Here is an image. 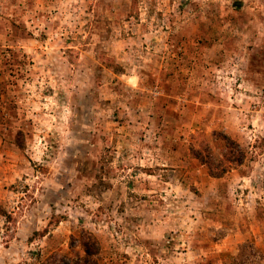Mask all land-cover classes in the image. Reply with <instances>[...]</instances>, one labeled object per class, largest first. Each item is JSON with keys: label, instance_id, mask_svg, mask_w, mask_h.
I'll use <instances>...</instances> for the list:
<instances>
[{"label": "rangeland", "instance_id": "rangeland-1", "mask_svg": "<svg viewBox=\"0 0 264 264\" xmlns=\"http://www.w3.org/2000/svg\"><path fill=\"white\" fill-rule=\"evenodd\" d=\"M0 204V264L264 253V0H0Z\"/></svg>", "mask_w": 264, "mask_h": 264}, {"label": "trees", "instance_id": "trees-1", "mask_svg": "<svg viewBox=\"0 0 264 264\" xmlns=\"http://www.w3.org/2000/svg\"><path fill=\"white\" fill-rule=\"evenodd\" d=\"M20 134H22L21 130L16 134V138L19 146H23V140L19 137ZM213 137L221 141L222 148L220 155H215L212 151L204 154L201 148H193L192 153L202 164L206 165L208 173L211 176L221 177L232 167L243 163L246 157V151L241 147L239 142L228 133H214ZM5 214L6 210L0 204V215ZM79 244L82 250V253H79L82 260L81 264H98L96 255L99 243L96 235L91 231H83ZM52 255L54 254L49 255L41 264H59L54 261ZM62 264L70 263L62 261ZM225 264H264V253L254 245L253 242L244 241L240 244L238 252L232 255Z\"/></svg>", "mask_w": 264, "mask_h": 264}]
</instances>
